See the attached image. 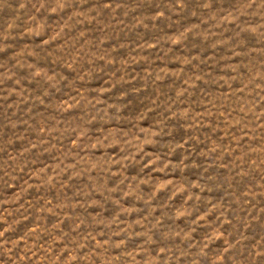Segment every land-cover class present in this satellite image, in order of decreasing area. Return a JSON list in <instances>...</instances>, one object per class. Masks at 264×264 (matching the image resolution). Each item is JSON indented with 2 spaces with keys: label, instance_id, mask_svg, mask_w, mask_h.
<instances>
[{
  "label": "rangeland",
  "instance_id": "1",
  "mask_svg": "<svg viewBox=\"0 0 264 264\" xmlns=\"http://www.w3.org/2000/svg\"><path fill=\"white\" fill-rule=\"evenodd\" d=\"M0 264H264V0H0Z\"/></svg>",
  "mask_w": 264,
  "mask_h": 264
}]
</instances>
